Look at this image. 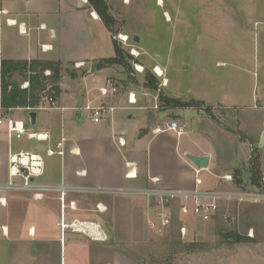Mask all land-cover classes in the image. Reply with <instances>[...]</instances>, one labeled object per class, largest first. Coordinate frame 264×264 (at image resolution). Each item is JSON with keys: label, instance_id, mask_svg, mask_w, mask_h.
Masks as SVG:
<instances>
[{"label": "crops", "instance_id": "1", "mask_svg": "<svg viewBox=\"0 0 264 264\" xmlns=\"http://www.w3.org/2000/svg\"><path fill=\"white\" fill-rule=\"evenodd\" d=\"M105 1L118 21L109 1ZM93 12L97 14L85 0H0L1 79L2 61L60 62L63 68L56 84L60 89L58 109L28 111L3 105L9 118L24 121L30 132L47 134L48 139L10 138L6 129L0 128V264H140L145 261L144 250L152 247L154 235L148 221L157 200L130 191L146 188L192 191L196 178H200V190L235 192L238 190H221V186L232 183L223 178L231 175L240 162L246 163L251 158L247 142L239 143L237 134L216 123L213 126L212 122L210 128L209 118L190 108L176 109L180 110L176 121L188 124L187 133L181 137L165 130L173 119L158 121L156 113L147 116L142 112L144 108H136L132 113L119 111L101 124L90 122L82 108L99 106L108 100L101 97L99 90L109 81V68L93 71L95 62L107 59L105 49L97 46L96 33L105 34L109 39L107 45L114 49V37L98 14V18L92 17ZM77 63L92 66L82 76L81 69L74 68ZM13 80L21 89L24 83H29L20 75ZM253 97L254 102L264 106V98L257 94ZM220 106L244 107L228 105L226 100ZM31 112L37 113L35 125L29 116ZM260 112L264 113V109L240 114L241 127L250 129L253 123L264 124ZM191 117H195L196 129ZM125 119L137 122L129 140L131 131L127 130ZM214 127L212 137L210 131ZM119 136L126 138V147L117 143ZM49 150L64 154L50 156ZM21 152L39 154L44 159V174L34 181L47 190L38 195L36 191L6 187L10 181L9 156ZM187 155L208 156V168H197ZM196 171H200L198 176ZM13 181L21 184L23 179ZM171 208L173 223L177 218L179 231L184 225L187 235L191 232L202 237L203 227L218 217L217 212L211 221L202 223L199 218L182 216L178 208L175 211V204ZM244 212H250L249 208ZM252 216L253 212L251 216L245 215L249 234L234 232L259 245L261 241L255 232L261 231V238L264 237V225L254 223ZM63 219L97 222L110 239L95 242L70 230L63 233Z\"/></svg>", "mask_w": 264, "mask_h": 264}, {"label": "rangeland", "instance_id": "2", "mask_svg": "<svg viewBox=\"0 0 264 264\" xmlns=\"http://www.w3.org/2000/svg\"><path fill=\"white\" fill-rule=\"evenodd\" d=\"M108 1L118 19L116 29L119 32L112 34L114 40L122 45L117 40L121 33L128 35L133 44V47L122 46L134 58L131 63L134 71L130 72L122 66L109 68L108 82L118 88V93L109 97L107 102L126 108L120 110L124 113L144 108L142 112L150 117L153 112L156 113L159 121L162 118L176 120L180 110L161 108L163 104L157 98L158 94L182 102L193 101L194 106L190 109L209 118L210 128L212 122L213 126L215 123L221 125L237 134L239 143L247 142L251 150V158L246 163L240 162L231 171L232 176L238 172V179L233 176L230 186H221V190L236 189L238 193L264 195V146L259 147L264 124L257 126L253 123L250 129L242 128L240 118V114L245 112H257L258 109H254V94L264 98V0ZM134 36L140 38L139 43H134ZM106 39L109 40L105 34L101 36L96 33L98 48L105 49L107 58L114 57V49L107 45ZM132 48L138 51V56L131 54ZM136 65L142 66L144 71H138ZM91 66H82L80 75H86ZM156 66L165 72L168 79L166 87L161 86V79L154 74ZM147 72L159 81L156 91L143 88ZM130 92L137 94L138 104L135 108L128 103L127 95ZM223 100L228 105L240 104L244 107L220 106ZM157 104L159 109L155 110ZM260 114L264 118V113ZM191 118L196 129L195 117ZM124 121L127 130L131 131L130 135L127 134L129 140L134 136L133 127L137 122L135 119ZM215 130L214 127L210 131L212 137ZM256 155L261 162L260 187L253 186L250 181L249 166ZM239 180L241 185L237 184ZM227 203L218 201V217L203 227L205 233L202 237L191 232L182 237L177 218L164 236L153 234L152 247L144 250L142 258L145 261L140 264H264V237L261 238V231L255 232V237L261 241L259 245L230 243L225 237L234 231L249 234L245 215L250 213L251 216V212L253 222L263 226L264 202L234 201L226 207ZM245 208H249L250 212L245 214ZM194 241L200 243V250L189 252L177 245L178 242L185 244Z\"/></svg>", "mask_w": 264, "mask_h": 264}, {"label": "built area", "instance_id": "3", "mask_svg": "<svg viewBox=\"0 0 264 264\" xmlns=\"http://www.w3.org/2000/svg\"><path fill=\"white\" fill-rule=\"evenodd\" d=\"M87 1V0H85ZM128 1V0H126ZM93 18H98L95 12L92 13ZM116 39V38H115ZM117 40L122 43L125 47H133L131 45V39L128 35L118 34ZM131 54L133 56H138L139 53L134 48L131 49ZM84 66V63H77L76 68L80 69ZM138 71H144L142 66L136 65ZM154 74L161 79V86L166 87L168 84V79L165 77V72L160 66H156L153 69ZM44 76L46 77V89L44 91V97L41 100L40 105L28 111H47L58 109L57 102V85L52 82L53 72L49 69L44 71ZM29 83L26 82L22 85V89H28ZM9 90L12 86L8 87ZM99 93L102 98L107 100L109 97L114 96L118 93V88L108 82L107 85L100 88ZM128 103L131 106L138 104L137 94L135 92H130L127 95ZM160 95L158 94L157 98ZM155 110L159 109L158 104L154 106ZM162 108V107H161ZM126 108H120L108 102H104L99 106L87 105L82 108L85 113L86 118L94 123L101 124L105 121L113 118L118 111L125 110ZM254 109H264V106L255 102ZM6 109L2 102V79L0 77V128H5L7 134L10 138L21 139L27 136L30 139L37 140H47L48 135L42 133L30 132L24 121L9 118L6 115ZM175 133L178 137L183 136L187 133L188 124L179 122L176 120H171L165 129ZM116 139V138H115ZM117 143L120 147L124 148L127 146L128 142L124 136L117 137ZM63 155V151L56 152L54 150H49L48 155ZM44 159L39 154H32L28 152H21L19 154H11L9 156V176L10 181L6 184V187L11 190H24V191H36L35 194H40V191L47 190L41 186L36 185L35 179L41 177L44 174ZM200 171H196V175H199ZM22 178L23 182L21 184L14 183L13 179ZM225 181L231 182L232 176L227 175L223 178ZM202 185V180L196 178V188L192 191H179V190H166L158 188H146L133 190L129 193L137 196H142L148 199L157 200L156 209L153 215L148 221L149 229L155 236H164L173 224V212L172 204L178 207L180 214L184 217L192 216L194 218H199L204 222L211 221L217 212L219 211L218 201L224 200L227 202H264V195L253 194V193H238V192H219V191H203L199 189ZM64 194L65 189L61 190ZM62 232L68 230L83 234L87 238L95 242H108L109 235L107 231L97 222L91 221H80L73 220L71 222H66L64 219L61 221ZM187 227L181 226L180 233L182 237L187 235Z\"/></svg>", "mask_w": 264, "mask_h": 264}, {"label": "trees", "instance_id": "4", "mask_svg": "<svg viewBox=\"0 0 264 264\" xmlns=\"http://www.w3.org/2000/svg\"><path fill=\"white\" fill-rule=\"evenodd\" d=\"M89 5L97 12L100 19L111 32V34L119 32V29H116L117 22L116 19L112 16L109 10V6L105 0H87ZM114 45V57L101 59L97 61L93 66V71H101L106 68H111L115 66H122L125 69L128 68L130 72H133L131 68V63L134 61V58L127 52L122 45H120L116 40L113 41ZM51 70L53 72L52 82L57 84L61 79L62 73V64L60 62H47V61H2L1 62V76H2V100L3 105L7 108H35L38 106L44 97V91L46 89V77L44 76L45 70ZM15 75H20L24 80H28L30 83L29 89L23 90L20 88V84L13 80ZM158 79L147 72L145 74V82L143 88L149 91H156L158 89ZM9 86H12V89L9 90ZM57 98L60 94V89L57 86ZM159 101L163 104L164 109L167 107L173 108H192L194 102H182L179 99L175 98H166L162 95L159 97ZM165 106V107H164ZM238 172L233 174L234 178L238 179ZM250 181L251 184L255 187H260L262 184V175H261V162L258 155L255 158H252L249 166ZM238 185H241V181L237 182ZM225 237L228 241L232 243H251V240L248 237L241 236L235 232L226 234ZM178 247H182L183 250L194 252L200 250L201 246L199 242L185 243L178 242Z\"/></svg>", "mask_w": 264, "mask_h": 264}, {"label": "water", "instance_id": "5", "mask_svg": "<svg viewBox=\"0 0 264 264\" xmlns=\"http://www.w3.org/2000/svg\"><path fill=\"white\" fill-rule=\"evenodd\" d=\"M140 39L138 36L134 37V43H139ZM30 118H31V122L33 125H35L36 123V119H37V113L36 112H31L29 114ZM264 145V132L262 133L261 136V140H260V145L259 147H262ZM187 158L192 162V164H194L197 168L200 169H207L209 166V161L210 158L208 156H202V157H198V156H193V155H187Z\"/></svg>", "mask_w": 264, "mask_h": 264}]
</instances>
